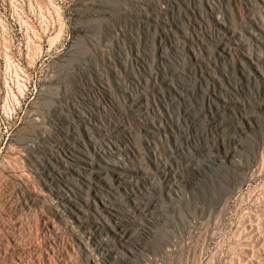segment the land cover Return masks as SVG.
I'll use <instances>...</instances> for the list:
<instances>
[{"label": "rangeland", "instance_id": "374dc122", "mask_svg": "<svg viewBox=\"0 0 264 264\" xmlns=\"http://www.w3.org/2000/svg\"><path fill=\"white\" fill-rule=\"evenodd\" d=\"M263 40L264 0H0V264H102L48 184L81 111L140 168L126 264H264Z\"/></svg>", "mask_w": 264, "mask_h": 264}, {"label": "bare ground", "instance_id": "6f19581e", "mask_svg": "<svg viewBox=\"0 0 264 264\" xmlns=\"http://www.w3.org/2000/svg\"><path fill=\"white\" fill-rule=\"evenodd\" d=\"M92 102L94 105L92 108L98 110V102L94 99ZM76 115L84 129V135L76 127L77 125L68 123L65 118L57 114L58 127L62 132L60 138L62 145L57 144L55 149L50 150L53 156L47 157L48 184L62 198L61 204L74 215L76 220L90 221L98 227L94 248L103 254L102 264H126L141 247V238L131 231L133 209L139 202V187L136 184L135 172L140 168L134 166L132 160H126L117 148L114 149L115 146L109 143L110 141L94 157V139L102 135V130L98 127V119L94 121L95 135H90L87 133L89 116L83 111ZM143 129L152 132L150 127ZM117 134L116 137H121L120 133ZM163 164L156 162V166L160 167L159 172L162 176H166L167 183L172 184L170 187H177L182 180L181 176L174 177ZM189 173L193 174V171ZM91 176H94L93 179ZM88 191L92 192V196H88ZM147 230L149 224L143 222L140 227L141 235Z\"/></svg>", "mask_w": 264, "mask_h": 264}]
</instances>
